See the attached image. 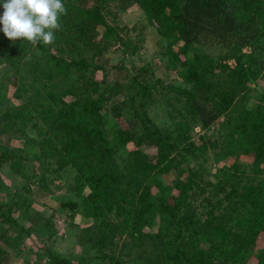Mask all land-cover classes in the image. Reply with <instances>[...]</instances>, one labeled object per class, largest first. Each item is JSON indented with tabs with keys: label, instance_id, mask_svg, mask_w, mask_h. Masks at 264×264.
<instances>
[{
	"label": "trees",
	"instance_id": "16d2710c",
	"mask_svg": "<svg viewBox=\"0 0 264 264\" xmlns=\"http://www.w3.org/2000/svg\"><path fill=\"white\" fill-rule=\"evenodd\" d=\"M64 3L68 14L52 45L12 42L0 31V69L10 73L11 97L19 101L2 111L0 98V170L19 169L26 179L12 192L0 171V264L14 250L24 264H264V174L235 178L240 168L264 170V91L258 100L249 97L264 76V0ZM126 3L140 8L166 42L167 68L181 83L130 76L114 101L109 85H101L107 66L96 59L118 46L121 59L111 67L124 69L125 57L138 51L115 22ZM99 70L100 79L88 75ZM158 102L177 113L171 128L149 121L148 108ZM126 113L140 126L123 129L117 119ZM220 118V134L190 146L194 125L208 129ZM33 129L37 136L29 137ZM21 138L22 145L12 143ZM150 142L157 147L146 153L141 145ZM213 142L224 155L236 153L231 182L228 170L211 179L200 167L175 181L165 177L178 167V154L197 159ZM65 169L79 199H59L43 216L26 194L37 186L52 193L48 174ZM80 208L92 221L78 226V237L93 254L73 259L46 247V235L57 231L54 212L72 220ZM15 211L29 226L17 222Z\"/></svg>",
	"mask_w": 264,
	"mask_h": 264
},
{
	"label": "rangeland",
	"instance_id": "374dc122",
	"mask_svg": "<svg viewBox=\"0 0 264 264\" xmlns=\"http://www.w3.org/2000/svg\"><path fill=\"white\" fill-rule=\"evenodd\" d=\"M3 12L2 6H0V13ZM116 25L124 35L132 37L134 42L138 44V51L132 56H126V61L124 62L125 67L122 68H113L111 65H114L121 59V51L118 46L110 47L108 51L103 53L101 56L97 57L96 61L99 64L107 66L106 77L103 78L104 82H102V87H105L106 84L109 85L110 91L112 93V100H121L125 94V85L130 81V76H135L139 80L150 81V82H158L161 81L171 82L173 84L181 83V78L177 76L176 72L173 69L167 68V57L164 54V50L162 47H165L166 42L161 39L160 34L155 30V28L150 25L140 8L133 6L131 3H126L122 11H120L118 17L115 20ZM166 40V39H165ZM178 46V44L176 45ZM198 51L205 52L211 55H217L222 51L220 48L212 47V48H203L195 46ZM110 66V67H109ZM144 68V70L142 69ZM7 71L0 69V77L4 78L1 80L3 84V88L1 90V109L4 111L6 105L9 103L18 104L19 101L14 97H11V87L9 88V84L6 80V77L9 75ZM103 71H88V75L94 76L97 79H100L103 75ZM258 84L260 86V90L256 96L253 95L255 92H251L249 97H260V93L264 91V76H261L258 80ZM103 88L100 89L102 91ZM248 105L249 104L248 101ZM169 107L163 102H158L152 104L148 108V119L149 121L156 126L157 128H171L174 122L177 119L171 120L172 116H177V113H173L171 116L169 114ZM108 118L111 117H107ZM113 119V118H112ZM114 120V119H113ZM222 118L218 120V122L214 123L211 128L204 129L200 125H194L191 128L190 135V146L195 147L200 145L204 139L208 138V140H212L214 138V133H221L220 121ZM117 122L120 126L125 129L129 128L134 130L137 128V124L140 126V119L136 117L135 123L132 118L126 113L123 117L117 119ZM108 126V124H107ZM27 135L29 137L37 136L35 133V129L28 131ZM215 136V137H216ZM106 137L108 139L111 138V132L108 131L106 133ZM220 137V136H219ZM218 137V139H220ZM12 143L14 145H22L23 139H13ZM223 140L219 142V144H223ZM219 144L209 145V149L205 150V154L202 157H198L197 159L192 158L189 154L184 158V154H178V157L174 162H177L178 167L172 168L169 172L166 173L165 177L170 181H175L179 178L186 176L185 170H192L193 168L201 169L202 171L206 170V177L213 178V173L219 172V170H228L227 172V181L231 182L232 179L237 178L238 180H251L258 179L261 175L264 174V170L260 168H249L245 167L237 172L235 178L232 177V172L234 168L231 165L234 163V158L236 157L235 151L232 152L228 150V153L224 155L225 148L221 149ZM156 142H150L149 144H142L141 148L146 153H152L156 149ZM129 148V147H128ZM30 152V148H28ZM237 152V151H236ZM240 160L242 155L239 156ZM26 163V162H25ZM29 165V164H28ZM1 174L5 175L4 182L10 187V191H14V189L22 190L23 184L26 182V179L22 176L23 173L19 169H15L13 167L4 166L2 170H0ZM184 171V172H183ZM221 174V173H220ZM72 179V171L70 169H65L63 171L56 172L54 174L49 173L47 178V183L49 188L52 190V193H47L46 189L40 188L37 186L35 189H32L30 192L26 194L29 199H34V206L40 210V213L43 216L51 214V209H53L59 199L62 200H78V196L73 191L70 181ZM215 181V180H214ZM3 194V193H1ZM6 209V208H3ZM59 211L54 212V218L57 224V231L51 237L44 238V244L46 247L50 248L53 251H56L57 254H61L66 257H71L75 259L78 256H86L92 255L94 249L90 248V245L87 242H82L78 237L77 228L78 226H84L86 224L91 223L92 219L85 216L82 212V208H80V212L75 215V217L70 220H64V218L59 215ZM31 211L29 212V215ZM13 217L17 220V222L23 227L29 226L30 222L26 221L24 218H19L17 212L13 214ZM33 222V220H32ZM155 227V226H153ZM14 231V230H13ZM15 234V232H12ZM26 242V241H25ZM36 243H40L37 239ZM262 244V243H260ZM23 248V245L21 246ZM16 250L9 252L3 256L2 264H24L21 258L15 256ZM96 253V252H95ZM34 256V255H33ZM33 259V258H32ZM89 260V259H87ZM76 263V261H74ZM93 264V261L90 263Z\"/></svg>",
	"mask_w": 264,
	"mask_h": 264
},
{
	"label": "clouds",
	"instance_id": "9594fccd",
	"mask_svg": "<svg viewBox=\"0 0 264 264\" xmlns=\"http://www.w3.org/2000/svg\"><path fill=\"white\" fill-rule=\"evenodd\" d=\"M0 31L10 41L25 38L32 46L52 45L68 14L64 0H0Z\"/></svg>",
	"mask_w": 264,
	"mask_h": 264
}]
</instances>
